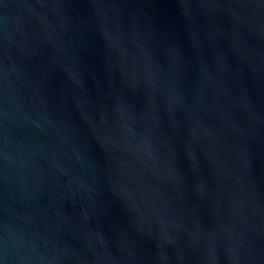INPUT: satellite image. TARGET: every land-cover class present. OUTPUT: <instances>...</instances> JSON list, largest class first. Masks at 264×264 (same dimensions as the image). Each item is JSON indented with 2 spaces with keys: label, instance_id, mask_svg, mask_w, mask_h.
Instances as JSON below:
<instances>
[{
  "label": "water",
  "instance_id": "1",
  "mask_svg": "<svg viewBox=\"0 0 264 264\" xmlns=\"http://www.w3.org/2000/svg\"><path fill=\"white\" fill-rule=\"evenodd\" d=\"M0 264H264V0H0Z\"/></svg>",
  "mask_w": 264,
  "mask_h": 264
}]
</instances>
